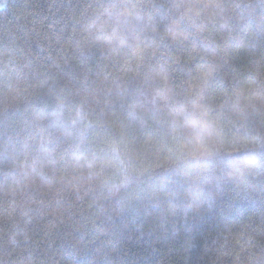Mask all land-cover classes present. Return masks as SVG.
<instances>
[{
	"label": "trees",
	"instance_id": "16d2710c",
	"mask_svg": "<svg viewBox=\"0 0 264 264\" xmlns=\"http://www.w3.org/2000/svg\"><path fill=\"white\" fill-rule=\"evenodd\" d=\"M0 264H264V0H0Z\"/></svg>",
	"mask_w": 264,
	"mask_h": 264
}]
</instances>
